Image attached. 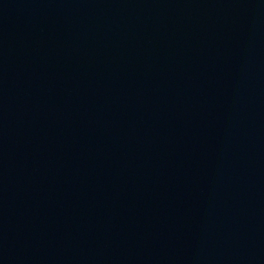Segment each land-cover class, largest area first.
<instances>
[{"label":"water","instance_id":"1","mask_svg":"<svg viewBox=\"0 0 264 264\" xmlns=\"http://www.w3.org/2000/svg\"><path fill=\"white\" fill-rule=\"evenodd\" d=\"M0 264H264V0H0Z\"/></svg>","mask_w":264,"mask_h":264}]
</instances>
